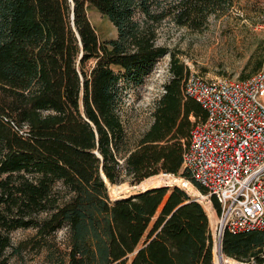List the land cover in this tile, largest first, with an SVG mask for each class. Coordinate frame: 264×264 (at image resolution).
<instances>
[{"label": "trees", "instance_id": "16d2710c", "mask_svg": "<svg viewBox=\"0 0 264 264\" xmlns=\"http://www.w3.org/2000/svg\"><path fill=\"white\" fill-rule=\"evenodd\" d=\"M232 0H0V264L28 241L10 233L35 229L31 247L44 264H214V237L200 202L179 186H156L111 199L107 183L137 184L182 168L191 127L205 118L183 95L189 69L165 46L158 27L199 28ZM93 7L115 27L100 40ZM170 55V78L152 121L125 129L124 87L142 85ZM259 59L246 78L256 72ZM216 213L220 204L210 196ZM64 237L57 239L58 231ZM226 257L264 264V230L221 236Z\"/></svg>", "mask_w": 264, "mask_h": 264}, {"label": "rangeland", "instance_id": "374dc122", "mask_svg": "<svg viewBox=\"0 0 264 264\" xmlns=\"http://www.w3.org/2000/svg\"><path fill=\"white\" fill-rule=\"evenodd\" d=\"M179 0H161L169 6ZM87 16L100 40L116 36L114 25L93 7L87 8ZM158 45L167 47L181 63L205 78L237 79L251 73L259 59L264 58V0H232L225 10H216L208 14L206 23L199 28L176 25L168 16L158 27ZM170 55L159 58L142 85L124 87L122 97V119L125 129L139 134L152 121V110L161 94L162 86L170 78ZM163 178L159 180V176ZM163 172L148 177L137 184L128 181L107 183L111 199L125 197L156 186H179L195 198L205 210L209 226L214 237L213 263L217 264L218 214L214 210L210 196L201 193L190 183L183 186L177 176L164 177ZM185 179V178H183ZM187 180V179H185ZM183 180V181H185ZM65 229L57 232L56 238L64 237ZM35 229H17L10 233L11 242L17 244L28 241L26 250L20 255L9 257L8 264H44L45 252L31 247ZM221 264H247L221 255Z\"/></svg>", "mask_w": 264, "mask_h": 264}, {"label": "built area", "instance_id": "2783aa9c", "mask_svg": "<svg viewBox=\"0 0 264 264\" xmlns=\"http://www.w3.org/2000/svg\"><path fill=\"white\" fill-rule=\"evenodd\" d=\"M182 91L205 112L191 127L182 168L219 202L218 237L264 230V58L243 79L189 72Z\"/></svg>", "mask_w": 264, "mask_h": 264}, {"label": "bare ground", "instance_id": "6f19581e", "mask_svg": "<svg viewBox=\"0 0 264 264\" xmlns=\"http://www.w3.org/2000/svg\"><path fill=\"white\" fill-rule=\"evenodd\" d=\"M164 177H171V175L166 174V176H164ZM158 178H159V180H161V179L163 178V175H162V177L159 176ZM179 180H180L181 183H183V185H185V186H188V185H189L188 183H186V181H183V180H181V179H179ZM220 257H221V256L218 255V257L216 258V260H217V264H221V258H220Z\"/></svg>", "mask_w": 264, "mask_h": 264}, {"label": "water", "instance_id": "95a60500", "mask_svg": "<svg viewBox=\"0 0 264 264\" xmlns=\"http://www.w3.org/2000/svg\"><path fill=\"white\" fill-rule=\"evenodd\" d=\"M215 249L217 250L219 256L223 255L221 251V237L217 238Z\"/></svg>", "mask_w": 264, "mask_h": 264}]
</instances>
